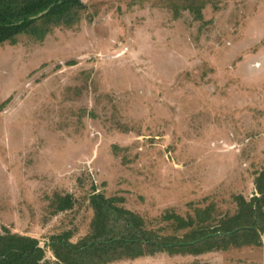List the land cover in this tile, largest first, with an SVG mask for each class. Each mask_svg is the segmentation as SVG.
<instances>
[{"label":"rangeland","instance_id":"1","mask_svg":"<svg viewBox=\"0 0 264 264\" xmlns=\"http://www.w3.org/2000/svg\"><path fill=\"white\" fill-rule=\"evenodd\" d=\"M83 1L73 28L0 47V233L38 239L52 264L50 236L87 234L93 191L172 235L167 212L233 214L264 165V0L214 1L200 19ZM65 194L73 207L55 212ZM110 264H264V244Z\"/></svg>","mask_w":264,"mask_h":264},{"label":"trees","instance_id":"2","mask_svg":"<svg viewBox=\"0 0 264 264\" xmlns=\"http://www.w3.org/2000/svg\"><path fill=\"white\" fill-rule=\"evenodd\" d=\"M130 1L141 4L149 0ZM159 1L170 3L177 14L188 10L200 19L205 6L218 0ZM85 9L83 0H0V47L27 38L42 42L56 28H73ZM253 182L257 195L248 200L234 195L233 214L217 213L212 206L195 208L186 216L167 212L163 220L169 222L172 235L148 228L140 214L120 205L121 198L93 191L89 195L93 216L87 234L72 242V233L64 231L50 236L46 246L56 264H110L158 253L198 256L262 246L264 165ZM53 205L55 212L65 211L73 207L74 198L71 194L56 195ZM45 253L34 237L7 228L0 233V264H52Z\"/></svg>","mask_w":264,"mask_h":264},{"label":"crops","instance_id":"3","mask_svg":"<svg viewBox=\"0 0 264 264\" xmlns=\"http://www.w3.org/2000/svg\"><path fill=\"white\" fill-rule=\"evenodd\" d=\"M262 245L264 244V235L261 236Z\"/></svg>","mask_w":264,"mask_h":264}]
</instances>
